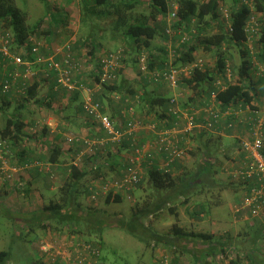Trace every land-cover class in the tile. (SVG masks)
I'll list each match as a JSON object with an SVG mask.
<instances>
[{
	"label": "trees",
	"instance_id": "16d2710c",
	"mask_svg": "<svg viewBox=\"0 0 264 264\" xmlns=\"http://www.w3.org/2000/svg\"><path fill=\"white\" fill-rule=\"evenodd\" d=\"M41 1L48 9L50 6L48 2L46 0ZM72 2L79 7L80 22L83 27L90 29L91 32L96 31L100 28L101 23L110 20V39L119 38L125 48V50H121V65L114 71L115 78L110 81L100 82L102 69L99 59L92 69L94 72L92 85H88V88L93 92L94 101L100 103L104 113L108 114L105 109L109 106L110 115H108L116 124H119V122L115 119V116L118 117L120 115L121 109H123L124 113V111H128L131 108L134 111L135 118H141L147 124H153V121L148 116L157 115L161 119L165 108L167 109V106H169L170 98L167 96H153L150 95L145 86L143 87V91L139 92L137 88H134L128 82L124 84L126 80L123 71L128 64L127 60H130V63L134 66L137 64L138 67V58L143 53L142 51L145 49L150 51V44L156 37L172 39L173 41L174 38H177L178 43L177 46H173V51H169L165 45H162L157 48L159 54L153 55L151 53L147 56L148 70H163L169 67L180 68L187 63L197 60L198 54L213 60L212 65L205 64L202 68L198 65L194 67L190 78L182 77L180 79L179 85L191 90L192 95H189L190 99L203 97V100L207 101L210 93L214 91L216 103L221 112H224L228 108H237L240 105L242 107L249 106L250 108H256V99L264 97V71H260L258 75L261 87L260 83L259 87L255 85L251 76V69L253 67L251 62L252 56L264 67V0H244L240 4L235 3L236 5L227 10V17H221L222 19L219 17L221 15L219 5L224 0H173L172 3H175L177 6L176 20L172 22V28L175 31L173 37H169L165 31L167 27V15L172 9L169 0H68V3ZM47 9L45 10L44 17L50 18L47 23H45L44 18H41L31 24L28 22L27 12L20 7L18 8L15 0H0V39H8L6 45L10 52L20 55L25 62H34L35 54L32 53V49L38 38L40 39L41 37L44 40L42 39L43 43L39 40V53L43 56L54 54L52 48L45 43L49 37L54 35L53 30L60 23L56 19V16H59V13L61 15V12L54 10L51 13ZM251 17H254L257 27L256 32L249 38L250 33L247 29ZM60 24H63V22ZM61 26L65 27L64 25ZM179 29L183 31L178 34L176 31ZM192 29H195L194 34L191 32ZM184 31L191 36L190 42H180ZM248 41L252 43L250 49L246 48ZM92 43L95 45L93 41ZM69 47L74 55L76 46L70 45ZM230 49H237L241 55V60L236 71L238 78L235 81L229 80L226 74L229 58H232ZM198 51L201 53H198ZM171 52L173 53L170 57ZM126 54L129 59H126ZM33 67L40 70L46 68L45 65H38L36 63L32 65ZM25 68L23 64H13L12 61L4 57L0 52V118L3 121L0 125V164L1 158H6L8 162L9 159L11 161L17 159V165L11 163V166L15 168L31 166L34 163H41L43 165L69 163L67 166L69 174L62 176L58 187L53 189L52 186V189H48L51 197L48 199L47 204H43L38 211L30 214L15 215V217H11V213L6 211L15 226L18 224L25 225L24 230L27 233L29 231L33 232L34 224L43 225L44 221H47L53 222L55 225L57 224L50 231H59L60 227H63L67 228L68 231L71 229L77 230L75 233H78V235H84L85 232L87 235H95V243H90L91 240L87 238L83 239L82 243L89 245L96 252L92 254L91 264H100L104 259V256L101 254V238L104 229L118 227L123 228L129 233H133V229L139 228L146 230L144 237L154 240L155 233L152 230L151 224H145L146 219L150 218V221H152V217L153 219L157 218L164 210L168 215L178 218L177 204L179 197L184 198L180 204L185 205L191 201V196L195 192H202L205 189L206 194L210 193V191L207 192V187H204L205 184L212 185V182H215L210 177L213 174L214 165L209 163L216 156H220L222 151L219 148L218 151L211 152V149L208 148L211 138L209 134H211L210 132H217L216 130H222L219 122L214 125L216 130L212 126L214 131L201 130L198 142L201 145L200 151L203 154V159L198 167H196L194 176L191 175L192 177H187L190 173L185 172L176 174L180 166L179 160L171 163V169L161 168L160 163L155 161L161 155L165 159L166 154L162 153L159 155L153 143H150V147L145 148L141 140L133 138V136L125 138L119 144H115L113 149H110L111 146L106 145L102 152H98L99 150L96 149L93 154H84L79 160L81 161L80 166L74 164L75 158L73 159V157L69 161L63 158L64 152L62 151V147L55 144L46 146L42 143L37 147V150H40V154L44 152V148L49 147L47 149L48 157L45 159L40 158V154L34 157L36 155L33 153L31 154L33 158H31L28 155L31 150L27 146L28 142L30 139L35 138V136L37 139L43 138L46 130L44 127L42 135H39L38 131L34 129L36 121L30 118L26 119L23 113L26 110L32 113L30 108L33 106L41 107V110L54 111L56 107L53 100L55 102L61 98L60 94H57V96L52 95L48 99L40 95V89L41 86L43 87V84H49V88L51 89L56 85V78H54L53 72H51L50 78H44L41 73V77L31 84L25 83L21 77H17L12 82L11 73H18L22 76ZM137 73L139 74L138 70ZM72 74L73 79L80 80L79 74ZM141 80L144 83H150L143 77H141ZM216 80L220 81V87L215 86ZM9 81L12 82V85L15 82L17 83V81L19 84H16L18 86L14 85V87L11 85L9 91H3L2 86ZM79 82H82V80ZM15 90V94L11 95ZM59 90L63 92V95H66V101L63 105L71 107L68 109L74 110L75 114L79 115L83 112L87 117L82 102L79 99L80 91L76 89L74 91H67L63 87ZM17 96L19 97L17 107L14 106L12 108V103L16 101L15 97ZM110 97L123 103L124 106H121L120 103L112 104ZM63 105H60V107ZM136 111L142 114L141 117L136 116ZM67 114L66 112L63 113V115ZM63 115L62 118L64 117ZM233 117L232 115L222 116L226 123L231 121ZM128 120V113H126V118H124L123 114L122 127H124ZM172 126L173 124L170 126L169 123L161 127L156 126L154 129L159 132L164 130V128L170 129ZM26 128L27 130H33V132L26 131ZM101 135L103 136L96 138L104 137V132ZM87 138L91 139L88 136ZM78 146L84 148V145L81 143ZM136 148H139L141 151L142 148L144 149L138 168L140 171L143 168L145 169L143 171L145 177L140 176L137 184L129 191L122 193L108 192L103 196L102 202L103 205L119 204L124 198L123 193H143L144 191H148L147 195H145L147 198L145 197L143 202L136 200V203L129 208L127 220L122 217L120 219H107L104 210L102 211L100 208L81 207L79 204L80 196L90 197L92 191L89 187L92 189L94 182L105 184L122 176V171L126 168L127 163L126 160L123 165H120L121 160H124L122 157L123 153L126 154L129 151L133 153ZM70 150L73 151L72 153L75 157H78L81 151L80 149ZM60 152L63 153L59 154ZM262 152L264 155V149ZM121 168L122 171L115 177L117 170ZM114 171H116V174ZM192 188L195 189L193 192L190 191ZM239 188L243 194L235 199L237 205L241 204L250 192L249 187L241 185ZM99 197L101 198V194L98 195ZM261 201L264 204V197ZM196 204L192 208V217L201 219L210 213V205L207 202H196ZM231 212L236 217L245 215V219H249V216L258 218L262 222L260 227L255 224L248 226L249 237L250 230L255 228V234L250 237L252 249H249V252L239 249L235 253L231 249H228V244L222 241V237H214L211 233L188 232L184 228L173 224L168 235L164 239H161L165 246L173 250L174 256L170 263L183 264L176 255L179 253L190 254L192 258L191 264H224L226 260H229V264H264V253H260V251L264 252V250H260L261 247L259 249L258 246L259 242L264 244V213L260 216H251L250 211L247 209L242 212H234L231 209ZM48 225L49 223H46L43 228H46ZM59 234L55 232L53 235ZM228 236L226 234L227 238ZM158 239L156 238V241ZM140 240L143 239L140 238ZM18 251L19 258L26 257L20 253V249ZM41 252V250L36 251V257H34L36 259L31 255L28 256L29 264H46L42 261V257H40ZM42 254L45 256L46 253L42 252ZM215 255H218L217 260L215 257L211 258ZM219 256H221V259H219ZM162 257H165V255H162ZM11 258V254L8 251H0V264H14L11 262ZM59 259L60 257L58 256L54 261L58 262Z\"/></svg>",
	"mask_w": 264,
	"mask_h": 264
},
{
	"label": "rangeland",
	"instance_id": "374dc122",
	"mask_svg": "<svg viewBox=\"0 0 264 264\" xmlns=\"http://www.w3.org/2000/svg\"><path fill=\"white\" fill-rule=\"evenodd\" d=\"M16 5L18 8L20 7L22 10L27 12L28 14V22L31 24L36 22L37 20L45 17V10L47 9L45 5L42 3L41 0H15ZM50 4V10L51 13L54 12V10L58 9L59 12L61 10L66 12V17L63 15L56 16V19L61 23L65 25L66 30H62V24H59V31L60 35L57 38V43L54 45L53 52L62 50L64 45H75V43L78 40L85 41V46L82 49V52H84L83 55L77 54L74 56L79 66V75L82 77L80 78V81L82 80V84L84 88H88L89 83L87 81L89 80L90 83L94 80V76H89L88 70H92L94 68V64H88L87 59H89V52L93 48L91 47L92 41L94 42L95 46H99L101 49L98 53L102 56L103 54L107 52H116L125 50L124 46L122 45V42L119 38L116 39H110V20L107 22H103L100 24V28L96 31H92L86 27H83V25L80 22V11L79 7L75 5L73 2L68 3V0H47ZM77 1V0H75ZM170 2L173 0H169ZM241 1L244 0H224L222 4L219 5V10L221 12V15L219 16L224 17L223 12L225 11L227 13V10L231 8L232 6L236 5L237 3L240 4ZM236 3V4H235ZM58 7V8H55ZM54 8V9H52ZM45 23L49 21L50 18L46 17L44 18ZM222 19V18H221ZM77 25V28H79L77 34L75 35V31H73V26ZM192 26V25H191ZM76 28V29H77ZM194 30V29H192ZM185 34L187 32L184 31ZM189 35V34H188ZM164 43L169 44L167 47H169V51H173V46H177V43L175 40L172 39H161L160 37H156L150 44L151 52L149 50H143L142 54L146 56H149L151 53L153 55L159 54L157 51V48L159 46L164 45ZM98 47V48H99ZM252 47V43L250 41L247 42L246 48L250 49ZM230 53L232 54V58H229L228 66L229 71L231 73V80L235 81L238 77L236 74L237 68L239 66V61L241 60V55L238 53L237 49H230ZM200 51H198L199 53ZM201 53V52H200ZM197 59H201L204 61L205 64L212 65L213 60L209 57H204L203 55L197 56ZM138 58V57H137ZM126 59H129L126 54ZM128 64L125 66L124 69V75L128 79L127 82L133 86L134 88H137L140 90V86L143 85V81L141 80V77L137 73L138 67L137 64L134 66L130 63V60H127ZM212 63V64H211ZM36 72V70H34ZM84 80L86 82H84ZM87 83V84H86ZM154 84L147 85L148 89H152ZM165 86V85H164ZM165 88H168L165 86ZM182 89H185V91H182ZM185 87L182 85H179L176 89H174L172 94L174 96L179 97L178 103L184 104L185 99L188 96V93L186 92ZM170 90V88H169ZM172 90V89H171ZM41 93L42 96H44V89ZM81 92V91H80ZM60 98L58 101H55L54 105L55 107H59L60 105H63L66 101V95H63V92L59 93ZM86 93L81 92V99L80 102H82L83 97ZM184 95V99H183ZM18 96L15 97L16 101L12 103V108L15 106L17 107V100ZM121 106H123L121 104ZM188 107V106H187ZM109 108V107H108ZM27 109V108H26ZM31 109H34L33 112ZM186 109V107H182V110ZM31 112L29 110L24 111L23 115L26 117V119L35 120L36 124L34 125L39 135H42L43 128L46 126L45 122L50 117V113L48 114L45 109L44 111L41 110V107L33 106L30 108ZM122 113V116H121ZM120 113V115L117 117L118 122L120 125L123 123V111ZM137 117H141L142 114L139 112H135ZM51 118H55L54 115H52ZM141 119V118H140ZM144 124V136L151 134V130L149 126L151 124H147L145 120L141 119ZM55 122V121H53ZM3 123V121L0 118V125ZM47 127V126H46ZM76 132V131H75ZM197 133H200L201 131L197 130ZM194 132V133H196ZM32 133V132H31ZM193 134H190V136H193ZM196 133V134H197ZM140 134V133H139ZM139 134H137L136 139H139ZM46 135V134H45ZM70 135H79V134H70L68 133L67 136ZM81 136V135H79ZM224 134L223 133H212L211 138L208 143V148L211 149V152L218 151L225 148H222L221 141L223 140ZM93 139V138H92ZM154 137H149V147L151 146L150 143H152L154 140ZM190 141V140H189ZM110 149H113L114 145L113 143H108ZM201 145H198L195 143V141L192 140L190 145L185 150V156L180 159V166L178 168L177 173H190L189 176H194L196 167L202 162L203 154L201 153L200 149ZM106 145L100 149V152H102L105 149ZM73 149H80L81 151H86V154H92L89 149H85V147H73ZM190 149V150H189ZM191 151V152H188ZM223 152V151H222ZM220 156H216L214 159L211 160L209 164L214 165L216 160L218 167L221 165H225V155L224 152ZM105 153V152H104ZM128 153V155H127ZM231 154H235V150L230 152ZM131 154V151L126 152V154L123 153L124 156V162L128 158V156ZM74 164H77L80 166L81 161H78L77 156L74 157ZM161 158V166L163 158ZM216 159V160H215ZM10 162V163H9ZM5 158L4 160V168L8 169V174L10 176L7 177V173L5 175L0 176V203L3 202L7 203L11 199L13 201V205L15 209V213L11 214V217H15V215H21V214H30L26 211H32L34 213L35 211H38L41 209L43 204H47L48 199L51 197L50 191L47 189L48 187H52L55 189V187H58V183L60 182L57 177L53 176L52 173H50L49 170H43L45 172V176L36 177L34 179L33 184H30V179L28 177H22L24 170L28 169H38L35 166H29L27 168H21L22 171L13 172L11 171V163L13 165H17L16 160L11 161ZM71 163V161H70ZM217 165H214L213 167V174L210 175V177L213 178L215 182H212L211 184H205V188L207 189V192L210 191V193L206 194L205 189L202 192H195L193 196H191V201L199 200V201H207L206 199H216L217 197L223 196V202L225 205L223 207L220 206V208H216L219 210L218 216L219 218L214 217L212 214L204 220L198 221V219L191 217L190 210H188V203L185 205H181L180 202L184 200L183 197H179L178 204H177V211H178V218H174L173 216L168 215L165 210L161 212V215L157 218L150 221V218L146 219L145 224H151L152 230L155 233V239L151 240L149 237L146 238L145 231L141 230L139 228L133 229V233H129L128 231H125L123 228L118 227H109L103 230L102 238H101V254L104 256V259L101 261L100 264H161L159 262V259L162 258V255L168 259V261H171L172 257L174 256L173 250L171 248H168L165 246L163 242L164 237L168 235L170 232V229L173 224H176L177 226H180L184 228L186 231H194V232H204V233H211L214 237H222V241H225L228 244V249L234 251L235 253L240 249L245 252H249V249H252V240L250 237L255 234V228L253 230H250V237H249V230L248 226H250V222H255V225L260 227L262 225L261 220L258 218L249 217V219H244L243 222L237 223L232 229L229 230L228 233H226L228 238L226 237V234H222V228H218L217 226H212L211 222H233V211L231 212L229 210V206L234 202L235 199L239 198L240 195H242V191L239 189V184L237 183L236 179H233L229 172L226 171H219L217 168ZM45 166H42V169ZM172 167V165H171ZM217 168V170H216ZM140 171L141 176L145 177V174L143 171L145 169H141ZM40 172V171H39ZM186 175V174H185ZM191 176V177H192ZM21 177V178H20ZM6 181V182H5ZM61 183V182H60ZM237 184L236 186L232 184ZM239 188V189H238ZM195 189H190L191 192H193ZM148 191H144L143 193L137 192V193H123L124 198L121 203L119 204H111V205H103V197H97L96 200L91 199L90 197H83L80 196L79 204L83 208L87 207H94L97 209L100 208L102 211L104 210L105 216L107 219H120L121 217L125 220L129 217V208L132 207L136 202V200H139L143 202V199H145V195H147ZM44 197V198H43ZM147 198V197H146ZM195 199V200H194ZM29 202L30 204L28 206H25L23 208V202ZM32 201V202H31ZM209 201V200H208ZM0 204V205H2ZM1 207V206H0ZM4 207V206H3ZM5 208H0V251H8L11 254V262L14 264H29L28 256H32L33 258L36 257V251L40 250L41 243L39 241L44 242L45 244H48L47 248L44 252L46 253L45 256H43L41 252L38 254L40 257H42V261L46 264H74L73 260L75 257V249L73 245L77 244L78 242L82 243L83 239L87 238L90 239V243H95V235H87L85 232L84 235H78V233H75L77 230L71 229L68 231L67 228L60 227V230H51L52 227L57 226L53 222H47L44 221L43 225L37 224L33 225V232L29 231L26 233L25 225L18 224L15 226L13 224L12 219L9 217V215L6 213ZM25 212V213H24ZM14 214V215H13ZM111 217V218H110ZM246 218V217H245ZM118 222V221H116ZM200 222V223H199ZM46 223H49L46 228H43V226L46 225ZM48 230V231H47ZM46 231V232H45ZM45 232V233H44ZM60 233L59 235H53L54 233ZM44 233V235H43ZM16 234L17 237H16ZM44 236V237H43ZM43 237V238H42ZM24 238V239H23ZM142 238L143 240H140ZM156 238H159L158 241H156ZM161 240V241H160ZM261 245H264L262 243H258V246L261 247ZM46 247V246H45ZM262 248V247H261ZM20 253L24 254L26 257H20L19 258V250ZM179 257V260L183 264H191L192 258L190 254H176ZM60 257V259L57 261H54L56 257ZM218 255H215L211 258H216ZM38 257V256H37ZM36 259V258H34ZM89 259V258H88ZM219 259H221V256H219Z\"/></svg>",
	"mask_w": 264,
	"mask_h": 264
},
{
	"label": "built area",
	"instance_id": "2783aa9c",
	"mask_svg": "<svg viewBox=\"0 0 264 264\" xmlns=\"http://www.w3.org/2000/svg\"><path fill=\"white\" fill-rule=\"evenodd\" d=\"M170 3L172 9L167 15V27L165 31L169 37H172L175 34V31L172 28V22L176 20L177 6L175 3H172V1ZM223 14L224 17H227L225 11ZM256 27V21L254 17H251L247 29L250 33L249 38H251V35L256 32ZM182 31V29H179L176 33L178 32L179 34ZM191 32L194 34L195 30H191ZM190 40V35L182 33L180 42H190ZM0 41V52L2 55L12 61L13 64H23L26 67L22 76L18 73H11L12 82L15 81L17 77H21L25 80L32 77L35 75L32 65L34 63L38 65L43 64L46 66L44 70L41 69L44 78H50L51 72L54 73V78H56L55 90H59L63 87L67 91H74L76 89L86 93L82 100L84 112L87 117L99 125L105 135L102 138L94 139H88L87 137L79 135L66 136L65 140L69 145H79V143H81L84 145L85 149H89L93 154L96 149L100 152V149L108 143L119 144L125 138L130 136L136 138L137 134L145 129L143 121L134 117V111L131 108L123 113L124 118H126V113H128L129 118L124 127L120 124H116L108 114L102 111L100 103L94 101L92 90L90 88H84L82 82H79V79V81L73 79L72 73H76V75L79 74L80 64L72 54L69 45H64L62 50L53 52V55L43 56L39 53V41H35V46L32 49V53L35 54V60L34 62H25L20 55L10 52L6 45L8 39L1 38ZM172 53L173 52L170 53V57L172 56ZM120 59H122V51L108 52L102 55L100 58L102 69L100 82L110 81L115 78L114 71L121 65ZM138 60V72L141 77L154 85H165L172 90L179 86L182 77L187 79L191 77L194 67L198 65L202 68V66L205 65L204 61L197 59L180 68L169 67L163 70H148L146 56L141 54ZM226 74L227 78L231 80L232 75L229 71L228 65L226 68ZM12 82H6L2 86L3 91H9ZM215 86H221L219 80L215 81ZM215 95V92L212 91L207 101L204 100L201 106H188L186 109L182 110L179 107L178 97L173 94L172 98L169 100L168 111L175 116L176 121L174 126L170 129L157 132V136L153 142L159 155L162 153L166 154L165 159L161 155L163 158L161 168L171 169V163L173 161H178L185 156V148L181 144L182 139L189 137L190 134H193L197 130L214 131L212 126L215 128L214 125L218 122L220 123L222 116L232 115L234 116L233 119L226 123L224 129L234 130L237 125H241L244 127L243 131L246 133V136L239 138V148L237 153L239 154L240 161L232 163L230 166L226 167L224 171L229 172L232 178L236 179L240 186L249 187L250 190L249 194H247L248 196L243 199L241 204L235 205L233 210L234 212H242L247 209L250 211L251 216H260L264 213V204L261 201L264 197V155L262 152L264 149V116L259 115L257 108H250L249 106L242 107L241 105L237 108L232 107L221 112L216 103ZM244 111L252 113L253 115L248 116ZM201 113H203L205 117H201ZM242 116L245 118H241ZM178 121H181L180 126H178ZM149 128L154 129V126L150 125ZM224 129L222 128V130L218 131L215 128L218 133H223ZM143 153V148L142 151L139 148H136L133 153L128 156L126 159V168L122 171V176L118 179H114L105 184L94 182V184H92L94 187L92 189L89 187L92 191L90 198L96 200L98 195L101 194V197H103L110 191L115 193L131 190L137 184L141 176L138 167ZM84 154H86L85 151L79 152L77 157L78 161ZM232 159H234V157ZM4 160V158H1L0 176L7 173L6 175L8 177L10 174H8V169L4 168ZM32 166L37 167L38 171H42V166L46 165L34 163L31 167ZM27 167L24 166L23 168ZM11 168V171L13 172L22 171L20 169L22 167ZM40 243V250L42 252H47L45 250L48 244H45L42 241H40ZM73 247L76 251L73 260L74 264L92 263V254L96 252L92 250L89 245L78 242L73 245ZM160 263L171 264L166 257L160 258ZM224 264H229V260H226Z\"/></svg>",
	"mask_w": 264,
	"mask_h": 264
},
{
	"label": "crops",
	"instance_id": "0c3cea01",
	"mask_svg": "<svg viewBox=\"0 0 264 264\" xmlns=\"http://www.w3.org/2000/svg\"><path fill=\"white\" fill-rule=\"evenodd\" d=\"M55 8H58V7H55ZM52 9H54V8H52ZM49 10H50V7H49ZM56 10H57V12L59 11L58 9H56ZM61 15L65 16L66 15V12L65 11L64 12L61 11ZM62 25H64V24H62ZM56 28L53 30L54 35L51 36V37H49L48 41H46V43H45L46 45L48 44V46L52 48V52H53V49H54V45L57 43V38L60 35L59 27H56ZM76 28H77V25H74L73 26V31L76 30L75 31V35L77 34V32L79 30V28H77V29ZM62 30H66V28L65 27H62ZM42 39H43V37H41L40 39L38 38V41L41 40V42L43 43ZM174 40L177 42V38H174ZM84 42L85 41L78 40L75 43V46H76L75 47V55H76V53L77 54H80L81 53V55L84 54L85 51L82 52V49H81V48H83L85 46V43ZM164 45H165V47L167 49L169 48V47H167L169 44L164 43ZM91 47L93 49L90 50L89 59H87V63L88 64H96L98 62V60L102 57L100 55V53H98L101 48L99 46L93 45V43L91 44ZM251 62L253 64V67L251 69V71H252L251 72V76L253 77V81L255 82V85L257 87H259V83H260V87H261V82H260V80L258 78V75H259L260 71H262V72L264 71V67H263V65L260 62L256 61L255 60V57H253V56H252ZM34 70H36L35 75H33L32 77L27 78L26 80L23 79L25 83L31 84L33 81H35L36 79H38V78L41 77V75H40L41 74V70L39 68H34L33 67V71ZM87 72H88L87 75L93 76V73H94L93 70H88ZM123 75H124V71H123ZM80 76L81 75H79V77ZM80 78L82 79V77H80ZM124 78L126 80V82L124 81V84L125 83L127 84V80L128 79L126 78L125 75H124ZM84 82H86V81L84 80ZM87 83H89V85L91 84L89 80L87 81ZM16 84H19L18 81H17V83L15 82V84H13L12 87H14V85L15 86H18ZM147 85H148L147 83H143V85L140 86L139 92H142L143 91V87L144 86L147 88ZM43 89H44V96H43V98H45V99L46 98L47 99L50 98L52 95H56L57 96V94H59L61 92V90H55V86L51 89V88H49V84L48 85L47 84L46 85L43 84V87L41 86V89H40V95L43 92L42 91ZM173 90H171V89L169 90V88H165L164 85H154L152 87V89H148L147 88V91L150 92V95H153V96H164V97L167 96L170 99L173 96V94H172V93H174V92H172ZM182 91H185V89H182ZM15 92H16V90L13 91L11 95H14ZM186 92L188 93V96L185 99L184 104H180L179 105L180 109H182V107L195 106V105L201 106L203 104V102H204L203 97L202 98L201 97H195L194 99H190L191 97H189V95L190 96L192 95L191 90L186 89ZM81 96L82 95H81V92H80L79 93L80 99H81ZM184 98L185 97L183 95V99ZM178 99L180 100L179 97H178ZM110 100H112V104L113 103H115V104L116 103H120V105L122 104L124 106L123 103L114 100L112 97H110ZM53 103H54V100H53ZM255 105L257 106L256 108L259 111V115L260 116H264V97L263 98L262 97H260V98L258 97V99H256ZM108 107L105 110L109 114V108ZM195 107H198V106H195ZM68 108H71V107H67V106L63 105L61 107L60 106L59 107H56L54 109L55 112L52 111V110H47L46 111L48 114L50 113V115H51L50 117H48V119L45 122V124H46L47 127L45 126V130L46 131L44 133L46 135L43 138H41V139H37L36 136H35V138L30 139V141L27 144V146L29 147V149H31L30 150V154L27 153L29 156H31V154L33 153V154L36 155L34 157H37V154H40V150H37V147H39L42 143H43V145H46V146H49V145L51 146V145H54L55 144V145H59L60 147H62V151L64 152V155L62 157L65 158V159H67V161H69L70 158L73 157V159H74V157H75V156H73L74 155L72 153L73 151H71L70 149H73V147H80V146H78V145H69L66 142L65 138L68 135V133H70V134H79V135H81L83 137H87L88 136L91 139L92 138H96L98 136L99 137L100 136H103V135H101V134H103V132L101 131V129H100V127H99V125L97 123L93 122L91 119H89L88 117H86L83 112L80 113L79 115H77V114H75V111L74 110H70ZM168 108H169V106H167V109L165 108V111H164V115L165 116L163 115L161 117V119H159L160 117L158 118L157 115L148 116V118H150V120L153 121V124H151V125H153L154 128L156 126H159V127L165 126L166 124H169V123H170V126H171V124H173V126H174V123H175L176 119H175V116L174 115H172L171 113H169ZM31 110L33 112L34 109H31ZM122 111H123V109L120 110V112H122ZM65 112L68 113V114L67 115H63V113H65ZM244 112H246L248 116H252L253 115L252 113H249L247 111H244ZM60 114H62L64 117H68V118H66V119L64 117L62 118V115H60ZM52 115H54L55 118H51ZM115 117H116L115 119H117V116H115ZM201 117H205V115L203 113H201ZM142 118H143V116H142ZM241 118H245V117L242 116ZM53 121H55V122H53ZM152 121H150V122H152ZM25 123H27V121H25ZM225 123L226 122L224 121V118H222L220 120V124H221V126H222L223 129L225 128V125H226ZM121 125H123V123ZM180 125H181V121H178V126H180ZM167 129H169V128H167ZM243 129H244L243 126L237 125L234 130H231V129H224L223 130L224 137H223V140L221 141V144H222V148H225V150L224 149L223 150L221 149V151L224 152L223 155H225V157H226L225 158V162L226 163H225V165L219 164L220 165L219 166L220 169H218L219 171H223V170H225L226 167L230 166L232 163L239 162L240 161L239 154L237 153V150L239 148L238 147L239 146V138L246 136V133L243 131ZM150 130H151V134H148L146 136H144V130L141 131L140 134H139V139L145 145L144 146L145 148H148V146H149V141H150L149 140V137H154L153 140H155V138L157 136V134H156L157 133V130H155V129H150ZM164 130H165V128H164ZM26 131L33 132V130L32 131L30 129L27 130V128H26ZM196 133H194L193 136L185 137L184 139H182L181 144L185 148V150L188 147V145H190V143L192 142V140L195 141V143L197 144V146L199 145V142L198 141H199L201 132L200 133H197V134ZM210 133L211 134L212 133H216L217 134V132H210ZM211 134H209V136ZM47 149H49V147L48 148L47 147L44 148V152L40 154V158L45 159L46 157H48V155H47L48 154V150ZM233 150H235V154H231L230 153ZM63 152H60L59 154H62ZM127 155H128V153H127ZM127 155H123L122 157L125 158L124 156H127ZM233 157H234V159H232ZM31 158H33V157L31 156ZM160 160H161V158L158 157V159H156L155 162L160 163V165H161V161ZM16 161L18 162L17 159H16ZM217 162L218 161L216 160V162H215L214 165H217ZM124 163H125L124 160H121L120 165H123ZM178 163L180 164V161ZM68 165H69V163H67V164H55V165H51V164L48 165L47 164L43 168V170H49L50 173H52L53 176L57 177L58 180L60 181V179L62 178V176H66V175L69 174L68 169H67V166ZM219 167L217 165V168H219ZM217 168H216V170H217ZM43 170L40 171V172L37 169H33V168L32 169H28V170H24L25 172H23L22 177H24V178L25 177H28L30 179V184L32 185L33 182H34V179L36 177H41L42 175L46 177L45 172H43ZM121 171H122V168L120 170H117V174L115 173L116 171H114V173L116 174L115 177L118 176ZM176 174H177V171H176ZM94 181H96V180H94ZM232 185L236 186L237 184L234 183ZM239 187H240V185H239ZM47 189L50 190L52 188L50 186ZM206 200L207 201H204V202H207L210 205L209 207L211 209L209 214H212L214 217L219 218V216H218L219 210L216 209V208H220V206L223 207V205H225V203L223 202V196L222 197L221 196L220 197H217L216 199H206ZM196 202L203 203V201H199V200H195L193 202L190 201L188 203L189 204L188 205V210H190V212H189L190 215H192V208L197 205ZM2 203L3 202H1L0 204H2ZM29 204L30 203L27 202V201L26 202H23V206L22 207L25 208V206H28ZM235 205H237V204L235 203V200H234V202L229 206V210L230 209H233V207ZM0 206H1L0 208H2V209L5 208L8 212L15 213V209H12V208H14L12 199L9 202L4 203V204H2ZM26 212L27 213H32V211H26ZM209 214L207 215V217L209 216V218H210V215ZM245 217H246L245 215H241V217H236L234 215L233 222H229V221L228 222H220V221L214 222V221H212L211 222V225L212 226H217V229L218 228H222L221 229L222 230V234H226L237 223L243 222L244 219H245ZM204 218H206V216L205 217H202L201 219H198V221L204 220ZM252 224H255V222H253V221L250 222V225H252ZM261 247L262 248L260 249V247H259V249L260 250H264V245H261ZM260 253H264V252H261L260 251ZM254 258L256 259V257H254Z\"/></svg>",
	"mask_w": 264,
	"mask_h": 264
}]
</instances>
